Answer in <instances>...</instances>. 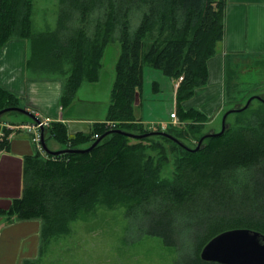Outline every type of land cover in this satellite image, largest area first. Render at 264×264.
<instances>
[{"label":"trees","instance_id":"trees-1","mask_svg":"<svg viewBox=\"0 0 264 264\" xmlns=\"http://www.w3.org/2000/svg\"><path fill=\"white\" fill-rule=\"evenodd\" d=\"M225 6L226 0H60L57 27L35 32L32 0H0V49L28 40L26 66L64 75L61 103L67 107L83 83L100 80L106 51L119 42L106 121L74 135L67 124L53 121L44 133L46 143L53 137L65 147L86 148L113 129L135 134L162 130L143 124L135 114L150 70L173 80L182 77L177 109L190 123L164 130L192 147L184 137L193 134L199 140L209 116L184 102L210 79L209 60L224 37ZM136 11L141 19L133 28ZM19 103L20 97L0 83V110ZM234 114L235 123L229 122L230 114L226 131L205 138L196 151L166 135L135 138L112 132L88 152L29 155L22 195L13 199L9 213L41 219L42 253L98 205L125 207L139 235L159 236L175 248V264H222L201 257L217 234L233 228L264 233V101L256 98ZM24 117L23 122L34 121ZM10 133L6 127L0 148L8 147ZM171 154L174 172L165 177Z\"/></svg>","mask_w":264,"mask_h":264},{"label":"rangeland","instance_id":"rangeland-1","mask_svg":"<svg viewBox=\"0 0 264 264\" xmlns=\"http://www.w3.org/2000/svg\"><path fill=\"white\" fill-rule=\"evenodd\" d=\"M32 1L34 31L55 29L59 16L60 0ZM140 19L141 14L136 11L132 21L133 28L139 25ZM13 43L6 44L0 49V66L4 62L7 52H11L10 48ZM220 44L221 41L217 45V53L212 58L220 53ZM14 45H18L20 48L24 47L27 54L31 53V45L28 40H19L18 44L16 40ZM263 51L255 50V52L252 51L245 56L232 55L228 62L227 77L224 83L220 84L214 74V76H210L206 85L201 86L199 97L203 98L202 105L205 106V109L210 108L205 112L209 117L204 123L203 132L220 131L223 116L228 110L243 107L251 96L264 97ZM119 53V42L115 41L106 51L100 80L97 83L85 82L78 90L75 97V100H78V114L87 117H103L105 115L108 109L107 103L110 102ZM30 72L32 73V71ZM38 74L55 76L58 78V83L60 81L66 82L64 75L47 71H41ZM164 78L166 77L153 74V71H146L144 95L147 92H150V95L153 93L152 96L155 97L154 103L158 112L164 110L166 94L170 91L164 82ZM180 80L181 78L175 79L177 88ZM154 82L159 85V89L155 88ZM0 83H2L1 80ZM60 97L61 95H59ZM87 99H96L100 103L90 105L86 103ZM258 104V101H255L254 107H258ZM219 105L220 107L216 109ZM175 111L178 115V121L182 122L175 125L186 128L190 121L181 120L179 110L176 109ZM234 113L236 112L230 113L231 116L227 117L229 122L237 119L238 116ZM16 115L25 116L19 111H9L4 114V117H15ZM200 139L198 140V137L193 134L184 137V141L192 146L191 148L197 147ZM48 144L58 147L63 145L56 139L49 140ZM171 159L170 164L163 170L165 177H171L174 172L175 156L173 154H171ZM43 250L40 261L34 264H175V259L178 256L175 248L166 245L161 237L150 234L139 235L138 228L126 215L125 207L109 208L103 204L73 221L71 233L54 238Z\"/></svg>","mask_w":264,"mask_h":264},{"label":"crops","instance_id":"crops-1","mask_svg":"<svg viewBox=\"0 0 264 264\" xmlns=\"http://www.w3.org/2000/svg\"><path fill=\"white\" fill-rule=\"evenodd\" d=\"M224 26L220 53L209 61L210 76L215 74L220 84H223L227 77L228 62L232 55L245 56L255 50H264V0H226ZM14 43L10 48L11 52H7L0 66V80L20 97L19 106L30 108L39 117H49L53 121L64 122L68 125L71 135L87 132L95 123L106 121L110 102L107 103L108 109L103 117L78 114V100L75 99L70 106L63 107L61 97L65 83L63 81L58 83V78L55 76L41 75L38 74L41 71L28 68L26 60L30 54H27L24 47L20 48ZM153 74L165 77L158 72ZM164 82L170 91L166 94L162 112L156 111L153 93L150 95V92H147L144 95V89L135 103L136 117L140 122L154 129L169 123L172 120L170 114L177 109L176 81L164 78ZM155 88L159 89V85L156 84ZM200 89L184 104L186 107H197L206 112L210 108L205 109L202 105L203 98L199 97ZM86 103L97 105L100 101L87 99ZM219 107L220 105L216 109ZM25 120L26 117L19 115L9 116L4 121L0 120L11 130L8 147L2 150L0 158V264H26L28 261L37 263L42 256L41 219H19L9 213L13 199L22 195L25 158L38 152L43 156L47 153L45 150L42 152L37 146L31 131L20 127L32 122H23ZM54 139L51 137L47 140L50 149L65 147L49 145V140Z\"/></svg>","mask_w":264,"mask_h":264},{"label":"water","instance_id":"water-1","mask_svg":"<svg viewBox=\"0 0 264 264\" xmlns=\"http://www.w3.org/2000/svg\"><path fill=\"white\" fill-rule=\"evenodd\" d=\"M256 98L264 101V97L262 96H251L243 107H236L228 110L223 116L222 129L218 132L211 131L209 133H205L201 137L199 144L195 148L189 147L183 141H181L180 139L165 130H154L145 134H135L122 129H113L106 132L102 137L95 140L89 147H64L61 149L53 150L48 147L44 137L45 129L42 128V144L47 153L51 155H60L63 153L73 152H88L92 150L96 145H98V143L104 136L112 132H119L128 136H133L135 138H144L148 135L157 134L166 135L175 140L176 142L182 144L187 149L196 151L202 147V143L205 138L210 136L221 135L226 131V129L229 127V124L227 123V117L230 113L247 109L251 105L253 100ZM9 111H19L24 114H27L35 121L40 120L39 116L33 110L28 107L22 106L4 108L0 110V116ZM201 257L204 260L215 261L222 264H264V233L249 228H233L225 230L213 237L204 246L201 251Z\"/></svg>","mask_w":264,"mask_h":264},{"label":"built area","instance_id":"built-area-1","mask_svg":"<svg viewBox=\"0 0 264 264\" xmlns=\"http://www.w3.org/2000/svg\"><path fill=\"white\" fill-rule=\"evenodd\" d=\"M182 79V77H181ZM170 117H171V121L169 123H164L161 127L163 129H166L167 126H169L170 124H181L182 122L181 121H178V115L176 113V111H173L171 114H170ZM53 123V120L49 117H40V120L39 121H33L31 123H28V124H24L20 127H24L26 129H28L29 131H31L33 133V139L34 141L36 142L37 146L42 150V152H44V148H43V145H42V128H49L51 126V124ZM7 125L6 124H3L0 122V144H2L6 138V135H5V131L3 128H5ZM98 136V135H96ZM4 148H0V158H1V154H2V150ZM48 154L47 153H44V156H47Z\"/></svg>","mask_w":264,"mask_h":264},{"label":"bare ground","instance_id":"bare-ground-1","mask_svg":"<svg viewBox=\"0 0 264 264\" xmlns=\"http://www.w3.org/2000/svg\"><path fill=\"white\" fill-rule=\"evenodd\" d=\"M182 120V119H181Z\"/></svg>","mask_w":264,"mask_h":264}]
</instances>
